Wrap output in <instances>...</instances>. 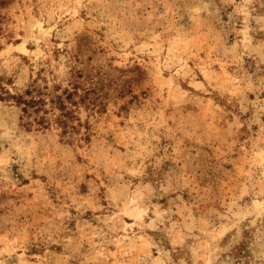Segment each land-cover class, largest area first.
<instances>
[{
  "label": "rangeland",
  "instance_id": "1",
  "mask_svg": "<svg viewBox=\"0 0 264 264\" xmlns=\"http://www.w3.org/2000/svg\"><path fill=\"white\" fill-rule=\"evenodd\" d=\"M27 90L0 264H264V0H0V96Z\"/></svg>",
  "mask_w": 264,
  "mask_h": 264
},
{
  "label": "trees",
  "instance_id": "2",
  "mask_svg": "<svg viewBox=\"0 0 264 264\" xmlns=\"http://www.w3.org/2000/svg\"><path fill=\"white\" fill-rule=\"evenodd\" d=\"M26 93L27 95H29V98H25L23 94H18V95L11 94L9 91H6L5 92L6 95L5 96L1 95L0 98L1 99L10 98V99L15 100L17 103L24 106L23 110L25 112H27L29 109H33L34 112L36 113H39L40 111H44L45 113H47V109H46L47 101L42 96L43 93H41V91H39L38 96L32 95V92L29 90H27ZM73 96H74L73 91H66V99L69 100L71 104H73V101H70L72 100ZM51 102H53L54 104H57V108L61 110V115L57 119V122L62 127L63 133L67 134L69 127L74 128V125L69 124V119L74 118L73 111L69 109L68 105L66 104V101L64 100L62 96H58L57 100L55 101L51 100ZM38 123L42 126H45L46 124L45 117L41 116L39 118Z\"/></svg>",
  "mask_w": 264,
  "mask_h": 264
}]
</instances>
